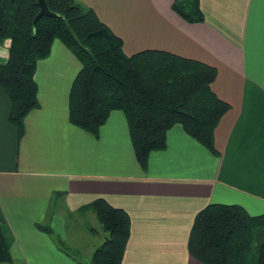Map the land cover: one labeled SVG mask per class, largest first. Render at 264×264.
Returning <instances> with one entry per match:
<instances>
[{
  "label": "crops",
  "instance_id": "1",
  "mask_svg": "<svg viewBox=\"0 0 264 264\" xmlns=\"http://www.w3.org/2000/svg\"><path fill=\"white\" fill-rule=\"evenodd\" d=\"M78 1L121 38L125 55L160 49L216 67L212 89L230 109L214 132L218 154L176 124L142 169L122 111H110L96 136L69 122L80 62L54 39L37 61L38 105L24 117L20 139L0 88V227L11 258L81 264L35 225L51 212L55 238H66L64 212L103 199L130 218L121 264H203L188 248L199 211L221 203L264 214V0H200V23L174 11L175 0ZM9 45L0 42V63ZM55 197L58 213L51 211Z\"/></svg>",
  "mask_w": 264,
  "mask_h": 264
},
{
  "label": "trees",
  "instance_id": "2",
  "mask_svg": "<svg viewBox=\"0 0 264 264\" xmlns=\"http://www.w3.org/2000/svg\"><path fill=\"white\" fill-rule=\"evenodd\" d=\"M44 1L57 17L41 16L34 23L38 0H0V42L10 39L8 57L0 63V88L9 100L8 121L18 139L24 117L38 105L37 61L49 55L52 41L58 39L80 62L68 97L71 124L96 136L110 111H122L142 169L151 151L166 147L167 132L176 124L218 154L214 132L230 104L212 89L216 67L160 49L125 55L121 38L92 8L78 0ZM173 9L190 23L205 20L200 0H175ZM87 211L107 234L94 249L92 264H121L129 238L128 214L103 199L78 210ZM50 214L35 226L57 240ZM188 248L203 264H264V214L251 215L238 204L211 203L195 216ZM11 259L0 227V262Z\"/></svg>",
  "mask_w": 264,
  "mask_h": 264
},
{
  "label": "rangeland",
  "instance_id": "3",
  "mask_svg": "<svg viewBox=\"0 0 264 264\" xmlns=\"http://www.w3.org/2000/svg\"><path fill=\"white\" fill-rule=\"evenodd\" d=\"M62 203L54 199L51 203V211L58 213L63 210ZM53 213V212H52ZM65 228H59L65 231L66 238L57 237L58 244L65 248L72 257L79 260L81 264H92V253L106 237V232L101 228L100 223L91 211L87 212H64ZM0 264H27L25 260L13 258L9 262H0Z\"/></svg>",
  "mask_w": 264,
  "mask_h": 264
},
{
  "label": "water",
  "instance_id": "4",
  "mask_svg": "<svg viewBox=\"0 0 264 264\" xmlns=\"http://www.w3.org/2000/svg\"><path fill=\"white\" fill-rule=\"evenodd\" d=\"M38 4L40 6V10H39V12L37 13V15L34 18V23L41 16L57 17V14L49 11V9L47 8V5H46L44 0H38Z\"/></svg>",
  "mask_w": 264,
  "mask_h": 264
}]
</instances>
